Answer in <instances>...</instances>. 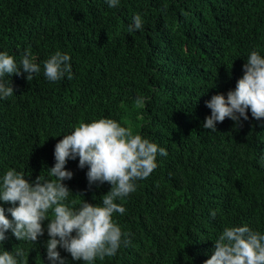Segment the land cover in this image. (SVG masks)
Returning <instances> with one entry per match:
<instances>
[{
	"label": "trees",
	"instance_id": "trees-1",
	"mask_svg": "<svg viewBox=\"0 0 264 264\" xmlns=\"http://www.w3.org/2000/svg\"><path fill=\"white\" fill-rule=\"evenodd\" d=\"M135 14L142 30L129 33ZM27 49L38 63L68 52L73 78L6 77L14 94L0 100V175L15 168L30 181L47 178L63 135L101 117L168 152L122 201L126 212L114 214L131 244L95 264H204L224 227L264 232V118L249 112L238 125L226 118L216 132L202 127L206 101L235 88L252 50L264 54V0H121L116 8L105 0H0V51L19 61ZM138 94L148 98L143 108ZM66 168L75 206L100 203L111 189L89 186L78 158ZM7 237L0 250L22 248L26 264H49L46 231L35 243ZM59 251L67 264H85Z\"/></svg>",
	"mask_w": 264,
	"mask_h": 264
},
{
	"label": "clouds",
	"instance_id": "clouds-1",
	"mask_svg": "<svg viewBox=\"0 0 264 264\" xmlns=\"http://www.w3.org/2000/svg\"><path fill=\"white\" fill-rule=\"evenodd\" d=\"M105 2L109 8H116L121 0ZM142 26V16L135 14L127 31H140ZM41 71L49 82L65 77L71 80L70 54L57 50L38 63L30 49L25 50L19 61L8 52L0 51V100L14 94L12 83L6 77L23 73L30 81ZM242 71L234 89L226 95L215 94L206 101L211 114L205 118L204 129L216 132L217 123L226 118L238 125L249 119V112L256 120L264 118V54L252 50ZM147 100L146 96L138 94L134 104L143 108ZM158 155L166 157V148L133 133L130 127L113 118L80 122L56 143L55 163L47 168V178L39 175L30 181L15 168H8L0 175V202L12 205L7 209L0 206V245L8 238L9 231L17 240L32 243L46 231L49 264H67L59 249L69 253L74 261L85 264L115 256L121 247L131 244V234L122 230L114 214L126 212L122 201L137 190V181L148 178L158 167ZM77 158L78 167L87 169L89 186L105 182L111 185L100 203L83 199L75 206L76 202L69 200L73 193L65 181L71 180L74 173L66 165ZM210 214L215 217V210ZM25 256L22 248H14L11 252L3 248L0 264H26ZM204 264H264V232L254 230L248 224L224 227L214 241L213 254Z\"/></svg>",
	"mask_w": 264,
	"mask_h": 264
}]
</instances>
